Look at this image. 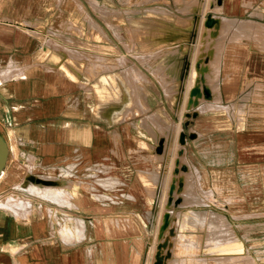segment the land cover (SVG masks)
I'll use <instances>...</instances> for the list:
<instances>
[{
    "label": "crops",
    "instance_id": "1",
    "mask_svg": "<svg viewBox=\"0 0 264 264\" xmlns=\"http://www.w3.org/2000/svg\"><path fill=\"white\" fill-rule=\"evenodd\" d=\"M96 1L114 9L124 5ZM244 1L225 0L222 12L248 17L255 7L264 8V0L256 6L251 0L252 7ZM120 13L123 20L138 14ZM229 16L227 29H206L203 18V29L219 41L199 64L211 65L214 87L220 86L223 102L234 101L235 107L249 99L254 84H262L229 72L244 51L225 44L247 34L264 38V23ZM91 18L108 36L109 28L88 0H0V138L7 147L0 172V264H145L149 256L155 200L145 187V166L157 160L155 149L142 145V114L122 120L104 116L93 83L112 54ZM63 37L89 45H66ZM196 86L197 96L206 94ZM209 110L196 113L203 125L185 135L186 155L190 139L213 140L214 122L205 120ZM227 118L233 122L235 115ZM247 132L230 127L228 147L212 143L213 157L207 159L203 149L197 165L187 155L229 226L264 211V167L251 160L253 147L263 145Z\"/></svg>",
    "mask_w": 264,
    "mask_h": 264
},
{
    "label": "rangeland",
    "instance_id": "2",
    "mask_svg": "<svg viewBox=\"0 0 264 264\" xmlns=\"http://www.w3.org/2000/svg\"><path fill=\"white\" fill-rule=\"evenodd\" d=\"M120 1L124 2V5L118 7L121 11L128 10L129 13H138L137 9H139L141 12L135 14V16L129 15L132 17L131 19L121 20L124 28V43L114 36L113 28H109L108 45L111 48L108 47V51L112 55L108 57L107 62L102 64L100 76L94 81L93 87L97 94L99 105L102 107L101 109H104L103 113L107 119L122 120L127 114H142L143 117L141 116L142 118L139 125L142 129V126L145 124L148 127L144 126V131L146 133L143 134L145 140H143L142 145L143 147L146 145H153L155 149V157L157 160L145 166L148 167L147 175L149 176L148 181L145 182V187L150 201L155 200L154 204L152 203L151 206V210L155 214H151L153 220L150 225V230L147 231L149 234L148 237H150V251L145 264H150L155 251V245H157L161 239V235L156 238V222H154V220L156 219V216H158L157 213L160 208H162L161 201L164 200L163 197L165 195L163 192L166 193V186L171 185V182H174L176 186H174V192L171 193L170 197H172V200L176 201V204L179 203L178 201H180V199L181 202L186 198L188 199L190 195L189 199L191 200H193L194 197L197 198L196 195H198V199H202L197 206H195L196 204L189 203L191 200L188 201L186 199L187 201L185 200V202H188L187 204L181 206L175 204L176 207L173 208L174 213H182L181 219L182 224L184 225L183 230H185L183 232L184 235H190L194 240L201 243L198 249H193V252L191 249L190 253L178 254L181 249L177 244V239L173 249L174 258H189L191 264H200L201 259H203L201 264H264V211L260 215H254L251 218L236 221L234 223L236 224V227L234 224L229 226V219L225 214L216 211L219 209L212 205L215 203V200L211 197V190H204L201 187L198 169L195 166L192 167L190 160L187 158L188 155L192 163L197 165V161L201 159L200 155H203L201 154V151L204 149L205 152H207V159H211L214 153L213 149L209 146L212 143L217 144L220 142L221 147H228V129L230 127L234 129L246 128L249 131L247 132L248 136H251L252 140L258 137L255 141L260 142V144L263 145V149L260 147H253L251 160L258 162L264 167V38L260 39L247 34L236 38V42H227L225 44L226 46H231L232 48L236 47L235 49H242L244 51V54H242V60L239 64L231 63L229 65V72L232 74L236 73L237 77L241 79H249L252 80V82H260L262 84L256 87H254V84L253 88H250L251 92L249 99L245 102L239 101L234 107V105H232L233 103L235 104L234 101L227 103V101L224 100L223 102L221 87H214L215 81H211V77H215L216 72L215 70L212 71L211 65H208V69H205L199 64V60L202 61V57L210 56L209 53L214 51V47L216 48L215 42L219 41V39L213 41L212 37H210L211 34L203 29V18L212 14L229 16L222 12L225 0ZM261 1L262 0H254V5H259ZM79 5L81 4L79 3ZM243 5L247 7L253 6L251 0L244 1ZM154 10H167L170 11L171 15L178 14L184 17L186 21L189 19L190 22H194V20L195 22L194 24L191 23L184 26H181V24L179 26L177 23L174 24L175 22L172 24V21L166 22L160 20L153 14V12H155ZM89 18L90 17L87 18L88 26L92 28L89 23ZM234 18H252L255 21L264 23V21L260 20L264 19V8L255 7L250 10L248 17ZM220 25L223 29H227L230 25V21L219 19L210 27L205 25L204 22V28L206 29H218ZM75 29L80 31L79 27H75ZM64 38L72 40V42H69ZM63 40L66 45H89L88 43L86 44V42L84 43L82 40L79 39V41L78 38L73 37H63ZM93 46L96 47V45ZM115 47L122 53V56L125 57V62L124 59L122 60L120 55L114 51ZM176 48L178 49L177 53L171 54V51ZM245 50H247V52H245ZM138 57L141 58L139 59ZM172 59L173 62L176 61L174 64L177 65H173L174 67L171 65L165 70H169V72L173 71L176 75H174V79L171 83L162 87L158 79L155 78L156 76L154 73L158 69L164 71L163 69L165 66L163 65V62L169 63ZM132 63L136 64L152 80L155 85L157 97L151 93V91L144 95L143 85H135L132 82L133 78H138L135 73H132L129 69L128 64ZM129 73L130 76H128ZM221 74L223 75V71ZM208 77L209 81L207 80ZM241 82L243 83L244 81H240V84H242ZM142 83L145 82L142 81ZM190 83L194 86L198 85L201 91H206V94H203L202 92V94L200 93L198 96L196 94L192 95L191 92L188 91ZM227 88L232 89L231 87ZM124 93L127 95L126 102H123ZM169 94L172 99V101L169 100L170 102L168 101ZM234 97L236 98V95H234ZM113 104L118 105L112 106ZM208 109H210L209 115L205 116V120L214 122L213 124L215 125L216 130L211 135L213 140L206 141L204 144H198L190 139L187 146V155L183 156L182 160L176 159L175 162V157L173 158L175 155L173 152L177 129L182 130L186 136L191 127L197 129V125H199L201 129L203 125V116H200L201 119L197 122L198 117L196 113ZM230 113L233 116L235 115V120L233 122L229 121L227 118V115ZM209 127H212V125ZM155 129H157V132ZM257 130H262L263 133L260 134L257 132L256 135L255 131ZM190 133L191 137L194 138L196 132L191 130ZM239 137L240 136L238 135V139ZM184 162H186V164L183 165ZM179 164H182V167H180ZM177 167H180V170L179 168L177 169ZM172 168H174V170ZM181 170L182 172H180ZM186 170H188V173L183 172ZM171 175H174L175 177H172ZM177 179L182 180V183ZM160 180L163 182H160ZM165 180L166 182L167 180L169 182L171 181V184L169 182L165 184ZM185 182L187 183L185 184ZM193 183L195 185H193V188H190L189 185L192 186ZM160 185H162V187ZM180 185L185 187L182 188ZM186 186L187 189H185ZM176 187H178L177 191ZM194 187H196V191ZM152 190L153 193H151ZM183 191L186 192L184 193ZM190 193H194L193 197ZM150 194L152 195L150 196ZM177 198L178 200H176ZM195 210L203 211L205 214L207 212L209 213L208 215H210V213L215 215L216 213L215 216L218 218L211 223V220L207 218L208 215L206 214V218L202 221L200 220V223L197 219L196 221L192 220L191 222L194 224L193 226L190 219H187V217L191 215V211ZM219 215H221V217ZM144 222L148 225V221L144 219ZM258 223L262 224L258 225ZM230 229L233 231H230ZM229 235H231L232 238H229Z\"/></svg>",
    "mask_w": 264,
    "mask_h": 264
},
{
    "label": "bare ground",
    "instance_id": "3",
    "mask_svg": "<svg viewBox=\"0 0 264 264\" xmlns=\"http://www.w3.org/2000/svg\"><path fill=\"white\" fill-rule=\"evenodd\" d=\"M87 1V0H86ZM89 1V3H91V5H92V7H93V9H95L96 10V12L98 11V13H100V17H101V19H103V21H104V24L108 27V28H115L114 30H113V34H114V36L118 39V40H120V41H122L123 43H124V34H122V32H120V30L123 28L122 26H121V20H122V17H121V11H119V10H117V9H114V8H109V7H105V6H101V4L99 5L98 3H97V1L96 0H88ZM90 5V4H89ZM161 6V5H160ZM91 7V6H90ZM152 7V6H151ZM157 9V8H156ZM155 12H153V14L154 15H156L160 20H162V21H166V22H171L172 21V24H173V22H175L174 24H178L179 26H180V24H181V26L183 25H188V24H194V22H195V20H194V22L193 21H189V19H187L188 21H186L185 20V18L184 17H182V16H180V15H178V14H173V15H171L170 14V11H167V10H154ZM150 15V14H149ZM192 19V18H191ZM219 19H223V20H229V18H227V17H225V16H220V15H210V16H208V17H206L205 18V20H204V22H205V25H207V26H211V25H213L214 23H216V21L217 20H219ZM193 20V19H192ZM94 25H96L98 28H97V30H98V32L100 33H102V35H103V37L105 38V39H109V37L107 36V34L105 33V31L104 30H102V28L96 23V21L93 19V18H91V20H90ZM167 25V24H166ZM175 28V27H174ZM177 28V27H176ZM185 28H187V27H185ZM96 29V28H95ZM180 29H183V28H180ZM193 29V28H192ZM173 31H175V30H173ZM188 31V30H187ZM40 37V36H39ZM65 40H68V39H66V38H64ZM77 40V39H76ZM79 40V39H78ZM69 42H72V40H68ZM80 41V40H79ZM82 43V42H81ZM85 43V42H84ZM87 44V43H86ZM124 45V44H123ZM107 46V45H106ZM114 47V46H113ZM112 47V48H113ZM109 48H111V47H109ZM114 51L116 52V53H118V55H120V58L123 60L124 59V62H125V57L124 56H122V53L115 47L114 48ZM177 51H178V49L176 48V49H173L172 51H171V54H175V53H177ZM114 53V52H113ZM78 53H76V55H77ZM137 56H138V54H137ZM139 58V57H138ZM141 58V57H140ZM139 58V59H140ZM142 61V60H141ZM143 62V61H142ZM141 62V63H142ZM174 62H176V61H174ZM174 62H173V59L169 62V63H165V62H163V65L165 66V68L163 69L164 71H162V69H158L157 71H155V73H154V75L156 76L155 78H157L158 79V81L160 82V84H161V86L162 87H165L167 84H169V83H171V81H173V77H174V75H176V73L175 72H169V70H165V69H167V67H170L171 65L173 66H175V65H177V64H174ZM69 63V62H68ZM67 63V64H68ZM144 63H145V61H144ZM143 63V64H144ZM65 64V63H64ZM142 64V65H143ZM64 66V65H63ZM128 66H129V69L131 70V72L132 73H135V75L138 77V78H136V79H134L133 78V83L135 84V85H143V87H144V89H143V91H144V95L147 93V92H149V91H151V93H153L156 97H157V92H156V90H155V85H154V83L152 82V80L143 72V70H141L136 64H134V63H132V64H128ZM163 66V67H164ZM173 66V67H174ZM60 67H61V65H60ZM177 67V66H176ZM156 68V67H155ZM74 69V68H73ZM80 69V68H79ZM156 70V69H155ZM128 76H130V73H129V75ZM142 81L143 82H145V83H142ZM149 83V84H148ZM125 92V91H124ZM189 92H191V94L192 95H195L196 94V92H197V89H196V86H194V85H192L191 87H190V89H189ZM121 96V95H120ZM127 95H126V93H124V95H123V102H126V99H127V97H126ZM169 96V99H168V101L170 100V101H172V99L170 98V94L168 95ZM155 98V97H154ZM120 99V98H119ZM146 99V98H145ZM157 99V98H156ZM120 101V100H119ZM169 101V102H170ZM112 102V101H111ZM155 102V101H154ZM122 104V103H121ZM111 105V104H110ZM219 106V105H218ZM107 107V106H106ZM121 107V106H120ZM217 107V106H216ZM105 108V107H104ZM221 108V107H220ZM110 117V116H109ZM110 120V119H109ZM145 120V119H144ZM144 120H142V121H144ZM144 124V123H143ZM142 124V125H143ZM145 127H147V125L145 124L144 125ZM144 126H142L143 127V129H144ZM148 128V127H147ZM147 130V129H146ZM157 129H155V131H156ZM148 131H149V129H148ZM147 131V132H148ZM151 131V130H150ZM154 131V132H155ZM153 132V131H152ZM157 132V131H156ZM167 133V132H166ZM149 134H151V133H149ZM159 134V133H158ZM168 134V133H167ZM148 135V134H147ZM154 135V134H153ZM152 135V136H153ZM166 135V134H165ZM149 136V135H148ZM158 136V135H157ZM150 137H151V135H150ZM175 137H176V139H175V146H174V152H173V154L175 155V156H173V158L175 157V162H176V159L177 160H182L183 159V156H185L186 154H185V145H186V137H185V134L183 133V131L182 130H178L177 129V132H176V134H175ZM154 138V137H153ZM158 138V137H157ZM154 142V141H153ZM164 147V146H163ZM166 147H167V145H166ZM174 161V160H173ZM174 165H175V163H173ZM177 164V163H176ZM184 164H186V162H184L183 163V165ZM172 165V164H171ZM180 165V167H182V164H179ZM175 166H177V165H175ZM174 166V167H175ZM180 167H177V169L179 168V170H180ZM188 168V167H187ZM173 170H174V168H172ZM183 169V168H182ZM178 170V171H179ZM176 171V170H175ZM174 171V172H175ZM188 170H186V171H183L184 173L186 172V173H188L187 172ZM170 172V171H169ZM180 172H182V170L180 171ZM179 172V173H180ZM169 174V173H168ZM175 174H176V172H175ZM183 174V173H182ZM178 175V174H177ZM187 175V174H186ZM172 176V175H171ZM170 176V177H171ZM174 176V175H173ZM172 176V177H173ZM175 177V176H174ZM177 177V176H176ZM184 178V177H183ZM185 178H186V176H185ZM164 180V179H163ZM171 180H172V178H171ZM178 180V179H177ZM186 180H187V178H186ZM162 180H160V182H161ZM178 181H180V183H182L181 181L182 180H178ZM185 181V180H184ZM163 182V181H162ZM165 182V184L167 183V182H169L168 180H167V182H166V180L164 181ZM171 182V181H170ZM169 182V183H170ZM188 182V181H187ZM187 182H185V184L187 183ZM172 183V184H171ZM170 184L171 185H168V186H166L167 188L165 189L166 190V193L165 192H163L165 195H164V197H163V201H161V206H162V208H160V210H159V212L157 213V215L158 216H156V219H155V221H156V238L159 236V235H161V239L159 240V242L157 243V245H155V251H154V253H153V258L151 259V261H150V264H191L190 263V259L189 258H187V259H184V258H174L173 257V249H174V247H175V243H176V240L178 239V246H179V248L181 249V250H179V253L178 254H185V253H190L191 251V249H192V252L194 251L193 249L194 248H196V249H198L199 247H200V245H201V243L199 242V241H197V240H194L192 237H190V235L188 236V235H184V231L185 230H183L184 229V225L182 224V219H181V212H176V213H174V211H173V208L174 207H176V205H179V206H181V205H184V204H187L188 202H185V200L187 199H185L184 201H182L181 202V199H180V201H178L179 203H177L176 204V201H174V200H172V197H170V195H171V193H173L174 192V186H176L175 184H174V182H171ZM175 183H176V180H175ZM178 184V183H177ZM184 184V183H183ZM182 184V185H183ZM184 184V185H185ZM191 184V183H190ZM155 185H156V182H155ZM182 185H180L181 187H182ZM193 185H195L194 183L192 184V186H190L189 185V187L191 188H193ZM161 187H162V185H160ZM165 186V185H164ZM180 186H178V187H180ZM197 186V185H196ZM178 187H176V191H177V188ZM185 187V186H184ZM184 187H182V188H184ZM165 188V187H164ZM190 188H189V191H190ZM196 187H194V189H195ZM200 188V187H199ZM185 189H187V186H186V188ZM182 190V189H181ZM155 191V190H154ZM180 191V190H179ZM188 191V190H187ZM191 191H193V190H191ZM195 191H196V189H195ZM184 192V191H183ZM186 192V191H185ZM184 192V193H185ZM151 193H153V190H152V192ZM179 193V192H178ZM197 193V192H196ZM190 194H192V193H190ZM194 194V193H193ZM193 194H192V197H193ZM152 194H150V196H151ZM181 195H182V193H181ZM188 195H189V193H188ZM154 196V195H153ZM173 196H174V194H173ZM178 196H179V194H178ZM185 196V195H184ZM187 196V195H186ZM191 196V195H190ZM190 196H189V198H190ZM195 196V195H194ZM200 196V195H199ZM161 197V196H160ZM180 197V196H179ZM182 197V196H181ZM188 197V196H187ZM196 197L197 198H195L194 197V199L193 200H191V199H187L188 201L189 200H191V201H189V203H192V204H196L195 206H197L201 201H202V199H198V195H196ZM176 198V197H175ZM174 198V199H175ZM184 198V197H183ZM155 199V198H154ZM158 199V198H157ZM160 199V198H159ZM176 200H178V198L176 199ZM186 200V201H187ZM159 201V200H158ZM176 204V205H175ZM202 204H203V202H202ZM188 205H191V204H188ZM187 205V206H188ZM160 206V205H159ZM189 207V206H188ZM209 210V209H208ZM189 212V211H188ZM218 213V212H217ZM174 214V215H173ZM206 214L208 215L209 213H207L206 212ZM206 214H205V212H203V211H198V210H195V211H191V215L190 216H188L187 217V219H190V222L193 220V221H196V219L199 221V223H200V220L202 221L203 219H205L206 218ZM215 215H216V213H215ZM214 214H211L210 213V215H208V219H210L211 220V223H213V221H215L218 217H216ZM154 216V217H155ZM220 217H221V215H219ZM186 219V218H185ZM186 219V220H187ZM209 220V221H210ZM188 221V220H187ZM209 221H207V222H209ZM189 222V223H190ZM192 223V222H191ZM210 223V224H211ZM193 224V223H192ZM209 224V223H208ZM188 225V224H187ZM193 226H194V224H193ZM204 226H205V224H204ZM207 226V225H206ZM194 228V227H193ZM202 240V239H201ZM202 247V246H201ZM237 250H239V249H237ZM202 251V250H201ZM188 256V255H187ZM179 257V256H178ZM195 260V259H194ZM200 260V259H199ZM201 262H203V259H201L200 260ZM201 262H200V264H201ZM195 264H198V263H195Z\"/></svg>",
    "mask_w": 264,
    "mask_h": 264
},
{
    "label": "water",
    "instance_id": "4",
    "mask_svg": "<svg viewBox=\"0 0 264 264\" xmlns=\"http://www.w3.org/2000/svg\"><path fill=\"white\" fill-rule=\"evenodd\" d=\"M7 158V147L4 141L0 138V172L4 167Z\"/></svg>",
    "mask_w": 264,
    "mask_h": 264
}]
</instances>
